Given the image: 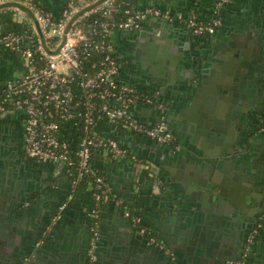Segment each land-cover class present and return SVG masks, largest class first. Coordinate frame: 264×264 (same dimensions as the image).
<instances>
[{
	"label": "water",
	"instance_id": "1",
	"mask_svg": "<svg viewBox=\"0 0 264 264\" xmlns=\"http://www.w3.org/2000/svg\"><path fill=\"white\" fill-rule=\"evenodd\" d=\"M175 1L177 7L166 6L162 1L152 5L172 13L182 12L185 20L188 12L195 10V3L204 0ZM4 4L25 8L20 2ZM154 19L155 26L149 28L146 20L136 32L137 41L125 49L128 53L123 56L124 69L129 72L128 82L140 83L141 89L151 92L159 91L157 101L165 105L168 123L175 128L178 140L182 141L185 134L200 140L202 149L190 148L189 160L179 157L178 140L160 145L170 150L166 161L180 166L173 171L175 193L184 188L187 194L186 198L172 197L171 204H177L182 212V203L188 201L197 213L201 211L206 232L175 235L176 248L182 250V255L176 250L168 254L159 246H149L156 253L147 256L138 248L141 241L137 235L134 238H124V234L112 236L106 251L108 258L101 264H203L204 258H211V254L217 257L214 262H219L218 255L214 254L217 246L214 240L231 244L235 257L240 256L249 238H255L264 223L261 207L264 162H260L264 156V140L252 128V119L248 116L257 100L264 99V69H261L264 28L255 30L241 19L228 22L230 30L206 46L202 42H187L181 30L180 33L174 30V19ZM5 157L9 161L7 154L0 152V264H15L22 255L21 261H24L27 254H32L40 236L31 242L35 234L27 232L44 222L45 225L38 228L41 234L49 232L47 237L63 228L59 250L52 252L47 264H69L74 250L73 238L67 226L53 223L58 205L49 213L50 203L42 194L46 185L41 189L31 181L29 187L21 190L16 180L20 174L16 169L15 173L5 169ZM30 158L37 161L33 156ZM37 170L38 166L33 169ZM216 172L222 181L211 178L215 185L208 183L206 179ZM225 186L230 194L224 191ZM31 198L34 201L29 204ZM38 204L42 207L36 210ZM129 233L135 235L136 230L132 228ZM22 238L26 242L23 247ZM85 245L86 248L88 243ZM32 260L26 264H32Z\"/></svg>",
	"mask_w": 264,
	"mask_h": 264
},
{
	"label": "built area",
	"instance_id": "2",
	"mask_svg": "<svg viewBox=\"0 0 264 264\" xmlns=\"http://www.w3.org/2000/svg\"><path fill=\"white\" fill-rule=\"evenodd\" d=\"M19 1L25 8L0 0V50L15 52L23 60V68L0 84V115L23 113L26 153L56 167L57 177L67 180V194L58 205L54 221L61 219L76 198L81 179L88 178V189L95 199L88 210L92 231L90 264H95L105 205L112 202L123 206L134 225H141L142 216L121 199L105 174L95 167L94 150L107 156L131 157L135 174L143 167L150 168L155 187L162 185L153 165L118 138L101 134L99 127L112 122L159 143L177 140L164 112L165 105L157 101L159 91L141 89L122 78L124 59L118 37L140 29L150 17L173 20V13L156 5L141 7L137 0H60L58 12L41 0ZM230 1L217 0V6ZM7 20L22 28L8 29ZM186 24L195 34H211L222 24V18L203 21L192 12ZM140 102L155 106L153 122L147 123L138 115L136 106ZM64 169L69 174L61 175ZM145 230L140 227L141 232ZM252 239L251 236L249 240Z\"/></svg>",
	"mask_w": 264,
	"mask_h": 264
},
{
	"label": "crops",
	"instance_id": "3",
	"mask_svg": "<svg viewBox=\"0 0 264 264\" xmlns=\"http://www.w3.org/2000/svg\"><path fill=\"white\" fill-rule=\"evenodd\" d=\"M6 1L11 3L20 2L19 0ZM41 1L55 12L60 10V0ZM161 1L166 6L177 7L175 0H137V4L144 7L152 5L153 2ZM195 5V10H190L188 14L192 12L196 13L203 21H211L217 16H220L222 18V24L213 35L204 34V37H201V35L195 34L187 26L186 19L184 20V13L173 12L176 15L173 20L174 30L176 32L181 30L187 42L189 40L191 43L202 42L206 46L211 45L214 39L219 36H224L222 35L224 31L228 32L230 30L228 22L231 23L234 21L235 23L238 19L247 21V24L255 30L264 28V0H231L223 6H217V0H204L195 3ZM5 17L7 18L9 15ZM146 22H149V28L155 26L153 25L155 24L154 17H150ZM138 30L119 34L118 47L122 57L128 53L125 52V49L137 41L135 35ZM123 59L124 64L121 76L124 80L129 81V72H125L126 70L124 69L126 59L124 57ZM22 68L23 60L20 55L8 49L0 50V84L5 81L6 78L19 72ZM141 86L142 84L137 83V87L141 88ZM136 108L138 115L143 121L147 123L154 121L156 112L152 105L140 102L137 104ZM23 126L24 115L21 112L15 111L0 115V152H5L9 160L7 161L5 157V169L7 171L10 170V172H14V169L18 170L20 175L19 177L16 176V180L21 190L29 187L31 181L38 184L37 186L41 189L42 185H46L47 190L44 189L42 194L45 195V199L50 204L56 203L57 205L67 194V180L57 177L56 167H49L48 164L41 165V161L39 163L38 160L37 162L30 158L32 156L27 154L24 148ZM170 127L175 131L173 126ZM99 130L103 135H111L118 138L121 143L129 147L131 151L147 161L150 166L153 165V168L155 167L157 170L156 173H158L162 183L160 187H155L153 183V174L150 168L143 167L139 173L135 174L136 167L129 156L113 157L96 155L94 160L95 167L105 174L121 199H123L128 206H131L132 209H137L138 212L142 214L143 219L148 223V227H150L152 232L156 234L158 241H161L164 246L167 245L168 247H172L174 252L176 250L178 254L182 255L183 252L176 248L173 237L180 232L190 234L202 232L205 234L206 226L202 223V212L199 211L200 213H197L196 208L189 204L188 201L182 203V212L177 209V204H171L172 197L181 195L186 198L187 194L184 188L175 193L174 188L176 182L174 180L173 171L179 169L180 166L171 165L166 161L167 156L170 155V150L167 147L164 149L159 142L152 140L146 134L134 133L126 127L112 122L104 123V125L99 127ZM262 131L257 133L259 138L264 140V132ZM176 136L178 140L179 136L177 134ZM181 139L182 141L178 140L176 143L177 151H180L179 157L181 160L190 159L189 154L191 153V149H202L199 142L200 140L197 138L185 134ZM37 166L38 170L34 172L33 169H36ZM211 178L222 181V177L218 175V172L213 173L206 179L208 183L215 185L214 182L211 181ZM224 191L229 194L231 192L229 189H226V186ZM227 200L230 201L228 198ZM262 201L261 207L264 210V199ZM91 205L92 195L91 191L87 189L84 195L77 197L66 208L60 219L61 224L63 223V225L68 227L73 238L74 250L72 251L73 256L71 257L69 264H82V262L80 263L79 257H81L83 244L89 240L90 236L91 218L88 214V210ZM41 207L42 205L38 204L36 210ZM172 207L173 210L171 209ZM44 208L45 207H43V209ZM26 223L30 225V223ZM136 226L131 222V219L123 213V206H118L112 202L105 205L100 219L101 235L98 244L100 264L108 258V256H106V251L110 246L109 243L111 242L112 236H120L121 234L125 235L124 238H134L137 235L141 241L138 244V248H140L141 251H144L147 256H152L151 254L155 255L156 252L149 246H157L146 242V240L139 234ZM132 228L136 230L135 235L129 233L132 231ZM20 230H22V228H20ZM35 230L36 227L34 228L33 226L31 231H28L27 234L30 235L32 232L34 233ZM62 231L63 228L61 230L59 228L58 231L53 232L50 237H46L48 239L46 242L45 240H39L33 248L35 251L30 255L27 254L24 261H21L24 255L17 258L15 264H26V261L32 259V264H47L51 258L52 252L59 250L58 246L61 242L59 239L62 238ZM211 232H213V234L215 233L214 231ZM254 239V249L244 263L264 264V223ZM142 242H146L147 244L145 243L142 245ZM21 243L22 247L25 246L24 243L26 242L23 238L21 239ZM214 243L217 245L214 248V254L218 255V258L220 259L219 262H214L217 257L211 254V258H204L203 264H235L236 251L234 246H230L231 244L228 243V245L226 242H222V240L219 243L214 240Z\"/></svg>",
	"mask_w": 264,
	"mask_h": 264
},
{
	"label": "flooded vegetation",
	"instance_id": "4",
	"mask_svg": "<svg viewBox=\"0 0 264 264\" xmlns=\"http://www.w3.org/2000/svg\"><path fill=\"white\" fill-rule=\"evenodd\" d=\"M262 61H263V63L261 65L262 66L261 69H264V60H262ZM255 68H257V66H255ZM262 90L264 92V83H263V86H262ZM253 107L254 108L252 110H250V112L248 113V116L252 119L251 120V126L257 132H259V131L261 132L262 130H263L262 132H264V99L263 100H257L256 106L254 105ZM260 162H264V156H262V160ZM46 190H47V188H46ZM33 201H34V198H31L28 203L30 204ZM59 203L57 205H59ZM49 206H50L49 207V213H50L52 210H54V208L56 206V203H51V204H49ZM55 213H56V210H55ZM141 216H142V214H141ZM47 218H48V216H46L44 219L46 220ZM263 221H264V219H263ZM57 222L58 223H61L60 222V219L59 220H56V221L53 220V223H57ZM42 225H45V222L44 223H40V225L38 227H41ZM141 226H144L146 228L145 232H141L140 231V227ZM38 227L36 228L37 230L34 231L35 236L33 238H30L31 239V242L34 239H36L37 237H39V236H40L39 237L40 238L39 240H42V241L45 240V242H46L48 240L46 238L47 235H48V232H44L43 234H41L40 233L41 230H39L40 228H38ZM136 227H137V230L139 231V234L142 236L143 239L146 240V242H149L152 245L159 246V248H162L168 254H173L174 253V249L172 247H168L167 245L162 246V242L161 241H158V239L156 237V234L154 232H152V229H150V227H148V223L143 219V216H142L141 225L140 224H137ZM143 234L144 235L146 234V236H144ZM91 235H92V231H91V224H90V236H89V240L87 241L88 245L85 248V246H86L85 243L86 242L83 244L82 251H81V257H79L80 258V263L82 262V264H90V251H91L90 240H91ZM100 235H101V229H99L98 244H99V240H100ZM152 237L155 238L154 241L152 240ZM39 240H37V241H39ZM254 240L255 239L253 238L252 241L248 242L247 245L246 244L244 245L248 249L247 251L245 249V251L247 252V254L245 256H243L244 253H245V251H244V253L242 255H240V256L238 255L239 257L238 256L235 257L236 261H240V262H242V264H245L244 261L247 258H249L250 253H252V251L254 249V244H255L254 243ZM98 244L95 247V252L97 253V260H96L95 264H100V257H99V253H98ZM236 264H238V263H236Z\"/></svg>",
	"mask_w": 264,
	"mask_h": 264
},
{
	"label": "trees",
	"instance_id": "5",
	"mask_svg": "<svg viewBox=\"0 0 264 264\" xmlns=\"http://www.w3.org/2000/svg\"><path fill=\"white\" fill-rule=\"evenodd\" d=\"M5 24H6V27L8 28V29H11V28H15V29H21L22 28V25L21 24H19V23H16V22H14V21H12V20H7L6 22H5ZM96 155H102V151L101 150H99V149H95L94 150V156H96ZM67 174H69V171H66L65 169L63 170V172L61 173V175H67ZM88 187H89V180H88V178L87 177H84L83 179H81V181L79 182V184H78V186H77V191H76V198L77 197H79V196H81V195H84L85 194V192H86V190L88 189ZM75 198V199H76ZM74 199V200H75ZM73 200V201H74ZM94 198H93V200H92V205H94L95 203H94ZM72 201V202H73Z\"/></svg>",
	"mask_w": 264,
	"mask_h": 264
}]
</instances>
